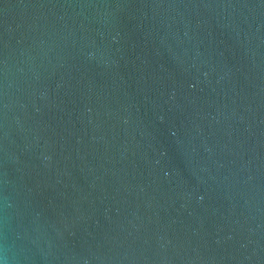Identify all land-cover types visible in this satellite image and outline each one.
I'll return each instance as SVG.
<instances>
[{
	"label": "water",
	"instance_id": "water-1",
	"mask_svg": "<svg viewBox=\"0 0 264 264\" xmlns=\"http://www.w3.org/2000/svg\"><path fill=\"white\" fill-rule=\"evenodd\" d=\"M21 264H264V0H0V243Z\"/></svg>",
	"mask_w": 264,
	"mask_h": 264
},
{
	"label": "clouds",
	"instance_id": "clouds-1",
	"mask_svg": "<svg viewBox=\"0 0 264 264\" xmlns=\"http://www.w3.org/2000/svg\"><path fill=\"white\" fill-rule=\"evenodd\" d=\"M0 264H21L17 248L6 238L0 243Z\"/></svg>",
	"mask_w": 264,
	"mask_h": 264
}]
</instances>
